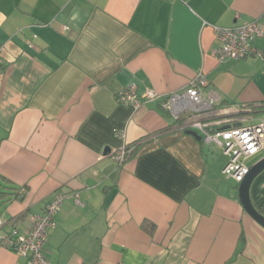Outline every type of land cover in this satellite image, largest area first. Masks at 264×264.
<instances>
[{"label": "crops", "instance_id": "1", "mask_svg": "<svg viewBox=\"0 0 264 264\" xmlns=\"http://www.w3.org/2000/svg\"><path fill=\"white\" fill-rule=\"evenodd\" d=\"M255 20L264 0H0V191H14L0 192V264H27L4 236L57 192L54 264H264V227L223 175L227 157L183 127L234 125L242 104L264 118V59L213 55L216 27ZM200 73L213 111L191 104L176 118L162 102ZM132 84L159 98L121 103ZM133 143L122 164L111 157ZM250 197L264 215V170Z\"/></svg>", "mask_w": 264, "mask_h": 264}, {"label": "built area", "instance_id": "2", "mask_svg": "<svg viewBox=\"0 0 264 264\" xmlns=\"http://www.w3.org/2000/svg\"><path fill=\"white\" fill-rule=\"evenodd\" d=\"M216 35L221 45L214 49L213 55L219 62L228 59H242L249 56L264 59V50L255 46V40L264 36V23L255 20L250 23L229 28L216 27ZM3 61V47H0V63ZM206 73H200L183 93H172L163 102L162 107L170 110L176 118L183 110L194 105L199 111L212 110L213 103L204 97V89L209 85ZM118 100L135 108L141 107L150 100H156L159 95L153 90H147L143 95L137 91V85L132 84L120 91ZM259 105L242 104L238 106L239 117L234 125L221 127L231 119H216V121L192 120L183 127L191 128L203 136L207 144H215L222 148L227 157L222 173L238 185L244 180L252 165L264 158V118H255ZM213 111V110H212ZM217 128L212 129V126ZM132 153L128 146L111 153V157L122 164ZM64 195L57 192L47 204L43 213L38 214L31 227L24 232L13 229L6 236V246L18 255L27 257V264H54L47 255V237L49 229L54 224V217L61 209ZM3 221L0 219V229Z\"/></svg>", "mask_w": 264, "mask_h": 264}, {"label": "water", "instance_id": "3", "mask_svg": "<svg viewBox=\"0 0 264 264\" xmlns=\"http://www.w3.org/2000/svg\"><path fill=\"white\" fill-rule=\"evenodd\" d=\"M192 135H197L195 131H190ZM199 138V137H198ZM200 139V138H199ZM264 170V158L254 163L244 180L239 184V199L245 211L264 227V215L257 210L251 201L250 188L253 180Z\"/></svg>", "mask_w": 264, "mask_h": 264}, {"label": "rangeland", "instance_id": "4", "mask_svg": "<svg viewBox=\"0 0 264 264\" xmlns=\"http://www.w3.org/2000/svg\"><path fill=\"white\" fill-rule=\"evenodd\" d=\"M212 147V150L214 151L213 153H214V157H215V159H216V162L217 163H219V164H222V163H224V161H225V158H224V156H223V151H222V148L221 147H215V146H211ZM214 148V149H213Z\"/></svg>", "mask_w": 264, "mask_h": 264}, {"label": "trees", "instance_id": "5", "mask_svg": "<svg viewBox=\"0 0 264 264\" xmlns=\"http://www.w3.org/2000/svg\"><path fill=\"white\" fill-rule=\"evenodd\" d=\"M138 144V143H137ZM137 144L136 143H133L132 145H129L128 147L129 148H131L132 150H133V147L134 146H137ZM135 148V147H134ZM11 189H18V187L16 188V187H10ZM2 191V190H1ZM0 191V192H1ZM2 192H6V193H8V194H14V191L13 190H7V191H2Z\"/></svg>", "mask_w": 264, "mask_h": 264}]
</instances>
